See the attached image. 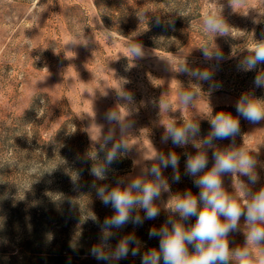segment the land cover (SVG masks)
Segmentation results:
<instances>
[{
	"label": "rangeland",
	"instance_id": "374dc122",
	"mask_svg": "<svg viewBox=\"0 0 264 264\" xmlns=\"http://www.w3.org/2000/svg\"><path fill=\"white\" fill-rule=\"evenodd\" d=\"M213 15L226 32L206 28ZM259 43H264V0H0V264H104L88 252L99 242L95 221L102 223L113 210L91 184L115 186L116 177L141 175L158 163L150 159L154 152L177 154L180 181L173 182V169H162L171 191L155 202L160 215L125 226L110 243L134 233L144 253L159 248L148 231L169 216L186 228L195 224V217L181 221L168 205L188 191L198 197L194 178L185 174V154H196L194 144L221 111L240 119L241 131L234 143L216 141L215 150L232 145L257 160L256 185L238 173L222 177L225 193L243 207L240 183L254 193L264 188V122L249 124L234 104L244 93L264 98V89L253 88L255 72L236 65ZM133 47L141 48V57L133 55ZM204 48L232 58L216 67L204 60ZM182 63L213 72V82L222 87L210 91L208 83L179 73ZM181 91L195 93L191 104L179 102ZM123 92L132 93L133 101L122 99ZM110 111L132 128L121 135L115 122L104 119ZM189 121L200 126L196 140L184 147L161 143L168 123L183 127ZM94 135H113V143L130 149L120 153L107 180L88 171L103 162L102 140L93 141ZM207 155L205 171L214 163L212 150ZM247 231L242 218L227 239L230 249L247 246L256 264L264 245H246ZM115 264H140V257Z\"/></svg>",
	"mask_w": 264,
	"mask_h": 264
},
{
	"label": "clouds",
	"instance_id": "9594fccd",
	"mask_svg": "<svg viewBox=\"0 0 264 264\" xmlns=\"http://www.w3.org/2000/svg\"><path fill=\"white\" fill-rule=\"evenodd\" d=\"M161 21L156 20L159 25ZM205 26L211 31L226 32L223 21L214 15L208 16ZM236 67L239 71L255 72L252 79L254 89H264V71H257L258 66L264 65V43L253 45ZM132 53L136 57L142 56L141 48L133 47ZM201 54L205 61H215L216 67L220 62L231 59L220 51L202 49ZM177 71L188 77L209 84V90H218L222 85L213 82V72L198 68L188 67L182 63ZM121 98L132 102V93L123 92ZM254 93H244L235 102L234 108L238 117L243 118L249 124L264 122V98H253ZM179 102L185 106L192 103L194 92L178 94ZM167 108L166 104L161 105ZM211 111V109H209ZM104 119L115 122L123 135L132 128V122L125 123L123 118L114 111L107 112ZM210 131L194 144L197 149L195 155L185 154V174L193 177L194 185L200 189L198 197L188 191L183 196L173 197L169 202V210L178 214L181 221H189L195 217V224L186 228L183 223L177 222L171 216L165 224L159 228H150L149 239L159 240V248H152L141 253L140 241L134 233H129L118 238L113 246L110 241L116 239L119 230L132 224L141 226L145 220H155L160 215V208L155 205L161 200L162 194L170 192L169 181L164 177L162 169H173V182L180 181L177 171L179 157L174 152L165 155L163 152H154L150 159L158 161L141 170V175L135 178L116 177L114 184L97 186L95 182L91 187L96 190V195L101 203L113 210V214L105 217L102 223L95 221L100 234L98 243L90 247L88 254L104 264H115L125 260L129 255L140 257V264H230L235 257L238 264H252L251 251L244 248L230 249L227 237L239 230L240 221L243 218L248 226L245 237L246 245H264V188L258 192H252L244 183L237 187L244 206L241 207L231 196L225 193L223 188V176L239 174L247 178L248 184L256 185L260 177L255 171L257 160L243 149H235L232 145L223 150L216 149V141L230 140L240 134V119L228 112H217L209 121ZM200 136V126L191 121L183 127H177L175 123H168L161 143L169 141L176 147H184ZM102 140L100 151L104 152L103 162L97 163L88 169L97 180H107L111 166L120 159L121 152L130 149L125 143H113V135H94L92 140ZM112 144L110 150L105 151V146ZM212 150V167L208 169L209 157L207 151ZM87 163V161H84ZM83 169L81 170V174ZM74 187L79 188V177L74 178ZM251 197V199H247ZM143 211V216L137 212ZM223 217V222L221 220ZM189 246L193 252L190 254ZM256 264H264V248L260 249L256 257Z\"/></svg>",
	"mask_w": 264,
	"mask_h": 264
},
{
	"label": "trees",
	"instance_id": "16d2710c",
	"mask_svg": "<svg viewBox=\"0 0 264 264\" xmlns=\"http://www.w3.org/2000/svg\"><path fill=\"white\" fill-rule=\"evenodd\" d=\"M97 5H98V3H97ZM99 8H100V6H99Z\"/></svg>",
	"mask_w": 264,
	"mask_h": 264
}]
</instances>
